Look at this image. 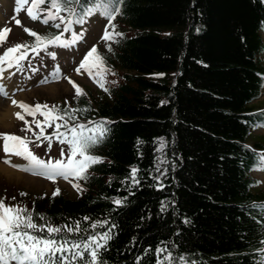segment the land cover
Listing matches in <instances>:
<instances>
[{
    "label": "trees",
    "instance_id": "trees-1",
    "mask_svg": "<svg viewBox=\"0 0 264 264\" xmlns=\"http://www.w3.org/2000/svg\"><path fill=\"white\" fill-rule=\"evenodd\" d=\"M36 3L59 22L96 10L107 19L102 48L84 57L112 81L45 101L63 115L49 149L69 145L54 160L73 167L75 197L4 191L3 204L37 224L80 221L79 232L56 236L83 241L110 229L96 261L81 244L68 264H264V188L250 173L264 149L251 130L264 124V0ZM54 28L31 32V43Z\"/></svg>",
    "mask_w": 264,
    "mask_h": 264
},
{
    "label": "rangeland",
    "instance_id": "rangeland-1",
    "mask_svg": "<svg viewBox=\"0 0 264 264\" xmlns=\"http://www.w3.org/2000/svg\"><path fill=\"white\" fill-rule=\"evenodd\" d=\"M29 9L31 11L34 9L32 0L25 3H21L19 0H0V38L4 33L3 29H8L5 41L0 42V60L6 70L4 76L5 84L0 89V112H3L8 105L13 107L11 118L7 119V121H0V131H17L20 129V117L17 116V113L21 114L23 112L20 106H27L29 109H33L32 103L37 99H55L60 101L62 97L73 91L74 85L78 86L83 92L86 91V93L90 91L96 92L98 89L102 90L92 82L91 78L94 80L100 79L105 84L112 81L103 69H96L93 74L91 73L88 76L87 70H90V68L87 62L84 61V55H82L84 49L88 46L93 47L96 44V47L102 48L101 41L104 25H102V18L98 17H93L82 35L65 44L63 51L54 50L56 55L61 52L56 68H49L51 64L44 71H40V66L37 70L36 66L25 67V55L20 51L12 52V48L9 45H19V48H21V42L24 41L25 45L27 40L24 35L25 28H38L42 25L41 22H46L41 9H35V12L39 13V19L31 17ZM17 21H20V23H17ZM88 33H90V36L86 39L85 36ZM111 34L117 35L114 31H111ZM51 50L53 49L48 50V52ZM263 100L264 89L259 101L262 102ZM254 133H257V136H263L264 128ZM2 139H5V136L2 137L0 135V142ZM27 144L30 143H24V145ZM14 147L17 151H13L15 157L13 161L15 162L12 164L6 162L0 148V163H4V165L13 169V173H7L0 169V192H25L28 196L30 195V198H34L44 192L61 188L64 194L75 197L76 194L70 183L69 174L57 172L55 175H45V173L26 170L24 168H30L35 164L26 156L18 155L17 152L23 150H19L16 145ZM39 150L40 152H45V145L40 146ZM48 151H50V154L55 153V156L46 158V162L53 161L54 158H57L58 153H66L67 149L65 145L55 144ZM17 164H23L24 167H16L15 165ZM254 174L264 180V170L262 172L256 171ZM260 188H264V182Z\"/></svg>",
    "mask_w": 264,
    "mask_h": 264
},
{
    "label": "snow or ice",
    "instance_id": "snow-or-ice-1",
    "mask_svg": "<svg viewBox=\"0 0 264 264\" xmlns=\"http://www.w3.org/2000/svg\"><path fill=\"white\" fill-rule=\"evenodd\" d=\"M31 12V9H29ZM20 23V21H17ZM7 32L8 29H3ZM32 32V29H27ZM54 42V41H49ZM19 47V45H17ZM11 51V49H9ZM23 103V102H21ZM36 107H40L37 105ZM19 115V113H17ZM3 136H9L7 133H0ZM74 139L70 143L75 142L76 134H73ZM19 140V137H14ZM6 151H17L15 147L9 148L8 141H5ZM18 155L26 156L36 165H45L47 163L49 171L45 175H55L62 170L60 160L52 161L41 160L38 156H34L29 152L26 146L23 151L17 152ZM16 167H24L23 164H17ZM133 175L135 169L132 170ZM58 191V189H57ZM55 195V193H53ZM117 198L115 202L117 203ZM120 201V200H119ZM26 211L17 205L6 206L3 201L0 200V264H57L55 259V253L59 252L62 256L60 264H68L69 259L75 260L77 256H83V252L80 249L82 244L83 248L90 250L92 255V262L97 260L96 249L100 248L109 238L110 229L97 232L95 234H89L83 241L76 240L72 236H56L54 234L61 233L66 229L67 233L79 232L80 221H75V227L68 224L53 225L50 223L37 224L31 219V213L27 216L22 213ZM88 219L87 216L84 217ZM97 221H101L97 223ZM106 220H94L92 227H96L98 224H107ZM47 229L49 235L36 234L35 229ZM48 254L51 258H45V254ZM65 253H74V255H66ZM170 255V254H169ZM90 262V264H92Z\"/></svg>",
    "mask_w": 264,
    "mask_h": 264
},
{
    "label": "bare ground",
    "instance_id": "bare-ground-1",
    "mask_svg": "<svg viewBox=\"0 0 264 264\" xmlns=\"http://www.w3.org/2000/svg\"><path fill=\"white\" fill-rule=\"evenodd\" d=\"M0 82L2 83V86H4V81L3 80H0ZM12 112H13V107H11V106H7L4 110H3V112H0V121L1 120H3V121H7V119H9V118H11V114H12ZM9 148H11V147H9ZM5 152H6V154L5 155H7V158L8 159H10V160H14L15 159V157H14V153L12 152V151H6L5 150ZM12 152V153H11ZM11 156V158H10V156ZM13 162H15V161H13ZM0 169H2V170H4V171H6L7 173H13V169L12 168H10V167H8V166H6V165H4V163H0Z\"/></svg>",
    "mask_w": 264,
    "mask_h": 264
},
{
    "label": "clouds",
    "instance_id": "clouds-1",
    "mask_svg": "<svg viewBox=\"0 0 264 264\" xmlns=\"http://www.w3.org/2000/svg\"><path fill=\"white\" fill-rule=\"evenodd\" d=\"M117 203H120V201H119V200H117ZM99 222H101V221H97V223H99Z\"/></svg>",
    "mask_w": 264,
    "mask_h": 264
}]
</instances>
